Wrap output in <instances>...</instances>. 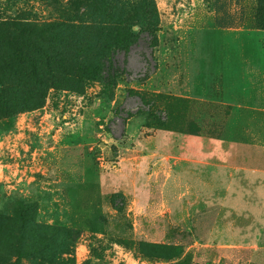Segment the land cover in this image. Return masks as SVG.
I'll list each match as a JSON object with an SVG mask.
<instances>
[{"label": "rangeland", "instance_id": "obj_1", "mask_svg": "<svg viewBox=\"0 0 264 264\" xmlns=\"http://www.w3.org/2000/svg\"><path fill=\"white\" fill-rule=\"evenodd\" d=\"M145 3L157 42L82 80ZM12 22L64 66L0 40V264H264V0H0Z\"/></svg>", "mask_w": 264, "mask_h": 264}, {"label": "trees", "instance_id": "obj_2", "mask_svg": "<svg viewBox=\"0 0 264 264\" xmlns=\"http://www.w3.org/2000/svg\"><path fill=\"white\" fill-rule=\"evenodd\" d=\"M111 19L114 21L113 28L109 42L107 43L106 53L101 59L96 61L92 65L81 66L82 80L90 82L101 78L104 84L108 87H114L121 77L119 73L113 67V57L117 52H127L131 46L137 42L142 33L149 34L154 43L157 42L158 22L159 14L154 5L145 3L142 6H138L131 10H128L119 15L110 14ZM0 26H4L0 30V40L2 41V47L5 48L15 60H20L24 64L30 65L32 68V74L35 80H38V74L36 71V61L32 57L31 52H35L50 68L51 63H57L58 66H64V61L61 57L47 51L42 45L34 43V32L30 28L20 22L3 23ZM263 28L264 23L260 24ZM139 27L138 30L135 28ZM58 39L59 37H54ZM7 92L4 88V80L0 74V103L3 105L6 114L9 111L16 108L19 103L6 101ZM12 108V109H11ZM25 211L20 210V216L25 222ZM25 228L22 229L24 233ZM35 250H25L19 248L16 252L18 261H22L25 258H31L35 255Z\"/></svg>", "mask_w": 264, "mask_h": 264}]
</instances>
